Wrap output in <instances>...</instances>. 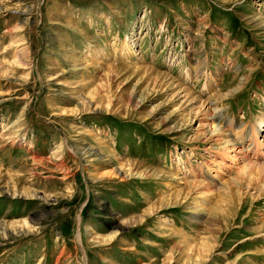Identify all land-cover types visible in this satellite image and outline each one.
Returning <instances> with one entry per match:
<instances>
[{"label": "rangeland", "instance_id": "1", "mask_svg": "<svg viewBox=\"0 0 264 264\" xmlns=\"http://www.w3.org/2000/svg\"><path fill=\"white\" fill-rule=\"evenodd\" d=\"M0 6V264H264V0Z\"/></svg>", "mask_w": 264, "mask_h": 264}, {"label": "bare ground", "instance_id": "2", "mask_svg": "<svg viewBox=\"0 0 264 264\" xmlns=\"http://www.w3.org/2000/svg\"><path fill=\"white\" fill-rule=\"evenodd\" d=\"M22 2V1H21ZM22 4V3H21ZM0 7H2V6H0ZM2 9V8H1ZM28 12H30V11H28ZM113 66V65H112ZM75 68V67H74ZM139 69V68H138ZM110 79H112V78H110ZM22 83H23V81H22ZM50 86V85H49ZM93 110V109H92ZM96 113V112H95ZM209 119V118H208ZM207 120V119H206ZM205 125V124H204ZM208 125V124H207ZM211 125V124H210ZM262 125V124H261ZM206 126V125H205ZM212 126V125H211ZM208 130V129H207ZM219 131H221L222 129H218ZM217 130V131H218ZM257 130L258 129H256L254 132H253V134H251V136H250V138H246L245 140H243V141H238V142H236V141H234L233 142V144H231V146L233 147L232 149L233 150H235V147L238 145V144H241V147H242V145L244 144V143H246L247 141H248V144H249V147H253V148H255V147H261L260 146V143L258 142L259 140H257L256 139V135H257ZM211 133V132H210ZM213 133H215V132H213ZM220 133V132H219ZM222 135V134H221ZM221 137H223V136H221ZM220 137V138H221ZM219 138V139H220ZM229 142H230V140H229ZM236 142V143H235ZM227 144H229V143H227ZM222 145V144H221ZM224 147V146H223ZM61 149V148H60ZM258 149V148H257ZM228 151H230V149L228 150ZM236 151V150H235ZM77 153H78V155H81L80 156V159H81V161H82V159H83V161L88 165V164H90V165H95L96 164V162H98V161H102L105 157H104V153H102V151H100L99 149H94L93 147H90V146H88V145H84V144H81L78 148H77ZM239 154H243V150L242 151H240V153ZM244 155V154H243ZM79 157V156H78ZM82 157V158H81ZM236 157H238V153L236 154V156H235V158ZM245 158V157H244ZM238 159V158H237ZM107 162V161H106ZM108 163V162H107ZM106 163V164H107ZM254 165V164H253ZM262 165V164H261ZM257 166H259V165H257ZM245 167V166H244ZM246 167H248V166H246ZM261 167V166H260ZM252 170V169H251ZM261 171H262V169H261ZM264 171V170H263ZM122 172H123V169L121 170V169H117L116 171H115V173L117 174L116 176H118V175H122ZM251 173V172H250ZM258 173V172H257ZM255 174V173H254Z\"/></svg>", "mask_w": 264, "mask_h": 264}]
</instances>
